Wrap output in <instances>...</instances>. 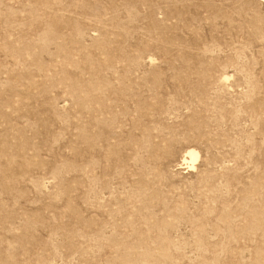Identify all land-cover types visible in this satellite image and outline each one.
I'll return each mask as SVG.
<instances>
[{"label":"rangeland","instance_id":"rangeland-1","mask_svg":"<svg viewBox=\"0 0 264 264\" xmlns=\"http://www.w3.org/2000/svg\"><path fill=\"white\" fill-rule=\"evenodd\" d=\"M0 264H264V0H0Z\"/></svg>","mask_w":264,"mask_h":264},{"label":"bare ground","instance_id":"bare-ground-1","mask_svg":"<svg viewBox=\"0 0 264 264\" xmlns=\"http://www.w3.org/2000/svg\"><path fill=\"white\" fill-rule=\"evenodd\" d=\"M186 155L184 156V160L187 161L188 158L191 160V161H196V159L198 158V152L195 150V149H191V150H188L187 152H185ZM192 165V164H190ZM194 166V165H193Z\"/></svg>","mask_w":264,"mask_h":264}]
</instances>
